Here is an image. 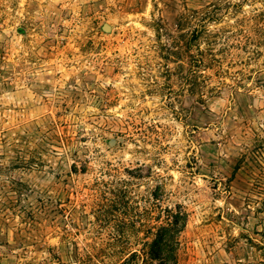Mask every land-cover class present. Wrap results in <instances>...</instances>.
I'll list each match as a JSON object with an SVG mask.
<instances>
[{"label": "rangeland", "instance_id": "obj_1", "mask_svg": "<svg viewBox=\"0 0 264 264\" xmlns=\"http://www.w3.org/2000/svg\"><path fill=\"white\" fill-rule=\"evenodd\" d=\"M177 205L175 264H264V0H0V264H119Z\"/></svg>", "mask_w": 264, "mask_h": 264}, {"label": "trees", "instance_id": "obj_2", "mask_svg": "<svg viewBox=\"0 0 264 264\" xmlns=\"http://www.w3.org/2000/svg\"><path fill=\"white\" fill-rule=\"evenodd\" d=\"M191 38L205 36L208 31L204 25L192 31ZM167 219L164 224L151 226L141 248L130 249L119 264H175L177 260L178 236L185 226L187 212L177 205L174 209H165ZM141 242V241H139Z\"/></svg>", "mask_w": 264, "mask_h": 264}]
</instances>
